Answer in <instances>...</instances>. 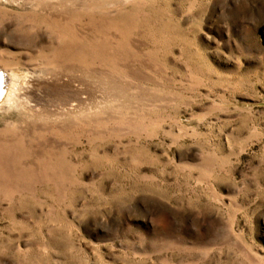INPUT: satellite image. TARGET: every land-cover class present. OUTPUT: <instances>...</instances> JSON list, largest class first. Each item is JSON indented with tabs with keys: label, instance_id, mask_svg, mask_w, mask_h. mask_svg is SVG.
<instances>
[{
	"label": "rangeland",
	"instance_id": "1",
	"mask_svg": "<svg viewBox=\"0 0 264 264\" xmlns=\"http://www.w3.org/2000/svg\"><path fill=\"white\" fill-rule=\"evenodd\" d=\"M0 68V264H264V0H0Z\"/></svg>",
	"mask_w": 264,
	"mask_h": 264
},
{
	"label": "bare ground",
	"instance_id": "2",
	"mask_svg": "<svg viewBox=\"0 0 264 264\" xmlns=\"http://www.w3.org/2000/svg\"><path fill=\"white\" fill-rule=\"evenodd\" d=\"M5 69H7L5 67ZM0 70L3 72V70L0 68ZM8 70V69H7ZM15 76V75H14ZM12 78V77H11ZM10 78V79H11ZM9 77L6 75V73H1L0 72V108H2V106L5 107H9V106H16L22 109H26L29 107V105H31L30 103V99L32 96V94H30V91H27L25 89V91L19 90L16 87L17 84V78L16 76L14 77V80H12L11 82V86L10 89H8V82H9ZM41 80V79H40ZM65 82V81H64ZM68 84V83H67ZM18 85V84H17ZM36 85V84H35ZM34 85V86H35ZM63 85V83H62ZM66 85V84H65ZM64 85V86H65ZM70 85V84H69ZM72 85V84H71ZM62 87V86H61ZM68 87V86H67ZM65 87V88H67ZM70 87V86H69ZM68 87V90H69ZM6 90L8 91L6 93ZM31 90V89H30ZM67 90V89H66ZM71 91H73L74 96H79V90L77 87H71L70 89ZM30 94V95H29ZM72 94V93H71ZM70 95V94H69ZM73 96V97H74ZM75 99V98H74ZM78 99V98H77ZM77 101V100H76ZM76 106V105H75ZM33 107V106H32ZM30 108V107H29ZM75 109V108H74ZM27 110V109H26ZM3 112V111H2ZM17 133V132H16Z\"/></svg>",
	"mask_w": 264,
	"mask_h": 264
}]
</instances>
